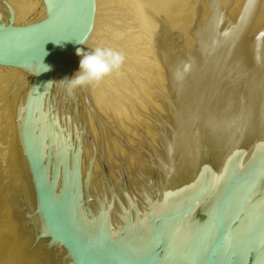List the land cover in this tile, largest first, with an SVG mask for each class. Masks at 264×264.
<instances>
[{
    "label": "rangeland",
    "instance_id": "374dc122",
    "mask_svg": "<svg viewBox=\"0 0 264 264\" xmlns=\"http://www.w3.org/2000/svg\"><path fill=\"white\" fill-rule=\"evenodd\" d=\"M150 1H152V0H149V1L148 0H146V1L145 0H96V5L98 7V10H100L99 14L102 16L101 17H99L100 15L98 16L97 30H96L97 34H95L92 42L87 45V46H89V48L84 47L82 49V52H88V51H91L92 49H94L96 47H102V48L110 49L112 51L120 53L123 57V60H122L120 66L118 68L114 69L113 71H111L110 73L105 75L99 81H93L87 85L77 87L73 90V92L71 94L67 93V90L63 91L65 85L61 84V82H60V87L57 89L58 90L57 94H55V96L53 95L54 98H56L57 100H59V102H61V104H63L62 101H64V103L69 104V106H71L72 104H73V107L77 105V107H75L76 108L75 111H74L75 108H73V109L71 108V110L74 111V112L73 111L70 112L71 118L73 120H74V118L76 120L80 117L81 119L79 118L78 121L81 120L80 121V123H81L82 121L86 120V119L82 120V116L85 114H87V115H85V117L83 116V118H89L88 120H90V122L95 120L94 121V123L96 122L95 125H93L92 123H89L88 120L84 122L86 124V126L84 123L83 124L81 123L86 128H88V129H86V131L88 130L86 132L88 134V136L90 134V137H87V134L85 135L87 138V139L85 138L86 140L84 141L85 147L83 144L82 145L83 148L81 149L82 154L85 157L82 156L83 158H81V160H83L85 158L84 159L85 162L89 163V161H90L89 164L91 165L90 166L88 163L86 165V164H83L85 162H82V164L87 167V169H86V167H84L82 165V167H83L82 172L85 170L84 175H85V177H87V180L90 179V177L93 175L91 177L92 181H89V185L92 182V184H91L92 187L90 185V187L88 186V188L90 189V192H92L93 191L92 189H94L93 187L95 185H97V186H95L94 193L95 192L100 193L102 190L108 189V180L112 179L111 186L113 187L114 191L111 188L110 199H108V194H100V196H96V197H98L96 200H95L96 197L93 199V203L96 204L97 201L105 199L106 202H110L111 205L116 210L118 208L115 204H114L115 206L113 205V202H114L112 200L113 196L115 193H120L121 198H123L124 193H125L124 186L126 185V183L127 184L129 183L131 185V187L134 189V191L136 192V195L134 194V196L137 199H135L134 202L136 201V203H138V204H136L137 206H135V205H133V206L138 207L140 205V209L142 211L145 210L144 208L147 206L146 204L148 203V201H150L152 199L153 196L151 197L149 195L146 197V199L144 196L148 195L150 192H152L149 189L150 188L153 189L155 183L157 185L158 182H156V181L162 180V182H163V179L165 180L164 169L163 168L158 169V167H157V161L159 160L160 157L162 158V156H163L165 159H168V158H171V156H175L177 153H179V155H180L182 153L181 151H183V148L185 147L186 144H188V146H190L189 147L190 152L192 154L195 153L196 144H195L194 140L191 138V137H193L192 136L193 134H191L192 131H190V133L188 132V134L184 135V133L186 131H188V129H190L191 121H193L189 117L194 116V115H191V114H190V116L187 115L184 119V116L181 117L182 116L181 114L184 115V111H185L184 108H189L188 105L189 106L193 105V103L197 100L196 96L199 95V93L202 91V90H200L198 92L199 89H202L201 88V85L203 84L202 81H204L205 79L204 80L201 79V81L199 79L204 78V77L206 78L205 75L208 71V70H206L207 69L206 66L207 67L209 66V64H210L209 60L211 62V55L210 54H211V50H212V48H210L208 46V44L210 43L209 45H211V39L213 38V36L221 34L220 32H222V30L226 31V32L223 31L222 34L223 33L227 34L230 32L228 29H230L233 32V33L232 32H230V33H232L234 35L233 39L236 38L238 40V42H237L236 40L232 39V43H233L234 48H233V51L231 52L232 54H230L231 56L229 55V57H230V59H232L233 57L234 58L231 60V62H229L230 64L228 63V61H230V59H228V61L225 62L226 64H228L227 67H226V64L225 65L221 64L224 67L220 65L221 67H223V69L225 67L228 68L227 69L228 74L225 71L226 68L224 70L226 73L221 71L222 68H219V67L217 68V70L220 71V73L218 72L220 74V75H218V78L221 79V80L218 79V81L219 80L222 81L224 79V77H226L227 75L229 76L228 78L226 77L227 82H226V78L224 81L227 83V85L223 81H222V83L219 81L218 83H220V84H218V85H220L221 88L224 85L223 88L224 89L226 88L229 91L231 88H232L231 90H233V91L235 88L236 89L235 92H241L243 90L242 93H240V94L237 93V95H236L237 98L239 97L238 100H240V101L244 98V100H242L243 102L245 100H247L246 95H250L249 94V92H250L249 88L250 87L248 88V86H245L246 84H244V83H246V82L244 81V83H243V81L242 80L240 81V79L236 80L237 84L235 82H233L234 77H231V74L233 73V76L237 77L238 74H241L243 76L244 74L249 73V72H246L247 71L246 69L248 68V71H250V69H251L250 67L252 66V63H251L250 59L249 60L247 59V58H251L249 55V51H246V50L244 51L245 48H243L240 45V40L242 41L241 38H243V37H245L246 39H249L248 37H250V35L252 36L250 39L254 40L255 36L253 37V35H255V33L258 32V33H256L257 34L256 38H255L256 41L257 42H262V41L264 42V36H263L264 33H261V32H264V30H262V31L259 30V29H264V28H262L264 25V22H263L264 21V18H263L264 17V13H263L264 9L260 6L262 9L259 10L260 7H259V5H257L256 10L257 9L258 10L255 11V13H252L251 15H249V16H252V18L249 16L247 17V15L252 12V9H251V11H249L250 5L248 6V4H247L248 2L250 3V0H243V1L242 0H239V1L238 0H215V1L211 0V2H209L210 0L209 1L208 0H173L174 2H172V0L170 2H169V0H165V3L163 2L164 0H159L162 3L163 7L165 5H167V6H165L166 8L164 7L165 9H163L161 7V11H163L164 13H162L160 11V5H159L160 2L159 1H157V0H155V1L153 0L152 2H150ZM6 2H7V5L9 4L8 7L10 6L9 7L10 11L14 10L13 15H14V12H16V13H18V17L19 16L23 17V19L20 17V20H18V22H17L18 25H16V26L26 25L29 23H35V22L40 21V18L42 15L41 13L43 12L42 9L45 5V2L43 0H41V1L40 0H37V1H35V0H15L14 2L16 4H14L13 0L11 2H10V0L9 1L6 0ZM8 2L13 3L14 5L11 6L12 4L10 5V3H8ZM36 2L37 3L40 2L37 4L38 6L36 5ZM145 3H146V5H145ZM237 3H239V4L241 3V4L237 5ZM130 4H132V5H130ZM149 4H151V6H153V4H155V6L158 5L159 8L154 7L153 9L156 8L154 10L155 11L154 12L153 9L151 8V6H149ZM163 4H165V5H163ZM258 4H260V3H258ZM16 5H17V7L19 6L20 8L19 7L17 8ZM135 5H137V6H135ZM14 6H15V9H12V8H14ZM41 6H42V8H41ZM147 6H149V8ZM238 6H240L239 9H238ZM242 7H243V9H241ZM246 7H248V8L246 9ZM16 8H17V10H16ZM136 8H137V10H135ZM128 9H130V10H128ZM149 9H151L152 12L148 13ZM156 10H158V11H156ZM235 10H237L235 13V15L237 14V17L239 15L242 16L244 14L245 17H247V18H245L244 16H242V17L239 16L237 18L235 15H233ZM243 10L244 11L246 10L245 12H247V15L245 12H243ZM141 11H143V12L141 13ZM260 11L262 12V14L260 13ZM21 13H23V14H21ZM138 13L141 15V17H139L140 15ZM154 13L159 17L162 15H164L163 17H165V16H167V17H165L166 19L164 20V22L162 21L164 19L162 17L159 19L161 21H159V20H156V18H159V17H157ZM256 13H257V15H256ZM142 14H143V16H142ZM158 14H161V15H158ZM121 15L123 16V18H121L122 17ZM213 15H214V17H213ZM144 16H146V17H144ZM255 16H256V18H255ZM137 17H139V18H137ZM219 17H221V18L223 17L224 19L222 20ZM232 17H234V18H232ZM101 18H102V20H101ZM146 18H147V21L145 20ZM242 18L243 19L245 18L244 20L247 21L248 24H246V22L243 23L244 20ZM234 19H236V21ZM237 19H238V21H237ZM239 19H240V21H239ZM15 20L16 19L11 20V21H7L6 23H4V26H13L11 23L15 22ZM154 20H156V23L158 21L162 22V23H159L160 24V26H159V25H157L158 23L157 24L154 23L155 22ZM224 20L226 21L227 26L229 25L228 27L225 26L226 24H225ZM231 20H233L232 22L233 23L235 22V24H233L231 22ZM221 21H224V23L222 22V25L220 24ZM227 21H230L231 24L227 23ZM249 21H250V26H249ZM166 22H168V23L166 24ZM258 22L260 23V25ZM216 23H218V24H216ZM261 23L263 25H261ZM243 24L246 25L245 31H243L244 30L243 27L245 26ZM151 25L153 26L151 28L153 31L156 29H157V31L159 29V31L158 32H156V31L151 32V29H150ZM236 25H238V26L241 25L242 29L240 26L238 29V26H236ZM170 26H171V28H170ZM219 26H221L220 27L221 29L219 28ZM224 26L227 29H225ZM247 26H249L248 27L249 29L247 28ZM159 27L161 28V30ZM215 27H216V29H215ZM222 28H224V29H222ZM236 28H237V30H236ZM169 30H170V32H169ZM215 30H217V32L218 31L219 32L217 33V32H215ZM239 30L241 32H239ZM203 31L204 32L206 31V32L204 33ZM208 32H209V34H208ZM154 33H156L157 36ZM160 33H161V35L163 34V36H161ZM242 33H244V34L247 33L248 34L247 37H246V35L245 36L242 35ZM260 33L262 34V36ZM110 34H111V36H110ZM115 34H117L118 36H116ZM212 34H213V36H211ZM239 34L242 35L243 37H241ZM205 35H207V37ZM237 35L240 36V40L238 39L239 36H237ZM208 37H210V38L208 39ZM160 38L163 40L166 38L167 39L164 41L163 40L161 41ZM258 38H260V39L258 40ZM115 39H116V41H115ZM99 41H100V43H99ZM157 41H160V42H157ZM208 41H210V42H208ZM206 42H207V44L204 45ZM235 43H236V45H235ZM237 43H239V44H237ZM91 44H93V45H91ZM237 46L239 49H243V50L236 49ZM160 49H162V50H160ZM237 50L240 51L239 54H238ZM209 52H210V54H209ZM241 52L244 54V56H243V54H241ZM234 53L236 55L238 54L239 56H242V57H239L238 55L236 56ZM170 54L173 55V57ZM78 57L79 56L77 55V59L75 58V61L77 60L76 64H74L75 63V61H74L72 63V68L70 66L69 70H68V72H70L72 76L78 70L79 59H80ZM202 58H204V59H202ZM238 58H239V60H238ZM240 58H243V59H240ZM168 59H172L173 61L172 60L167 61ZM178 60L181 64L178 62ZM187 60L189 62H191V61L192 62L188 63ZM243 60H244V62H242ZM245 60H247V65H246ZM201 61L202 62L204 61L203 64L204 63L205 64L203 65ZM233 61H234V63H232ZM249 61H250L251 65L248 64ZM198 62L199 63L201 62L200 63L201 65L198 64ZM171 63H172V65H176V69H179V71H181V72H179L178 70L175 71V69H173V67H171L172 66ZM188 64H189V66H188ZM237 64H240L242 66L239 65V69H238ZM193 65L195 67H191ZM232 65H235V67H237V71L235 68H233ZM203 66H205V68H206L205 70H203L204 69ZM245 66H247V68ZM184 67L186 69V73H185ZM240 67L245 68V69L243 68L245 73L243 72V69ZM70 68H71V70H70ZM72 69H73V71H72ZM187 69H189V70H187ZM232 69L233 70L235 69V70L233 71ZM171 70L174 71V73L179 72V74L177 73L178 75H176ZM240 70H242V72L244 74ZM197 71H198V73H197ZM230 71H231V73H229ZM187 72H189V73L191 72L189 74L190 76L187 75ZM221 72L223 73L224 77L222 76ZM70 73H69V75L67 74V76L69 78L72 77V76H70ZM170 73H173V75ZM183 73H185V75ZM165 74H166V76H165ZM241 75H240V77H241ZM67 76L65 78H68ZM167 76H169V78ZM219 76H221V77H219ZM230 77L233 79L231 80ZM238 77H239V75H238ZM1 78H4V79L2 80ZM1 78H0V80H1L0 85H2V83H3L2 81L7 79V78L2 77V76H1ZM194 79L196 81L193 84ZM6 81L9 82L10 78L7 79ZM11 81L13 82V80H11ZM231 81H232V84L234 83V85H236V86L238 85L239 88H236V87H234V85L230 84ZM7 82H4V83H6V85L4 84V85L0 86V264H46V259H45L44 253H43V249L41 247H37L34 244H22L20 246H15L6 237V233H5V232H11L13 220L22 218V212L32 214V226L35 228V232H37L39 229V225L37 224V220H36L35 210L31 206V204L29 203V189L26 185L24 160L21 158L20 145H19L20 144L19 135H22L21 134V124H24V122H26L25 119H27L23 115L21 110H22V108H23V110H27V109L30 110V106H31L30 104H31V97L32 96L28 94V98H27V96L25 97V95H27V94L24 95V92H23L24 90L21 87H20L21 89H19V87L15 88V89H17V90H15L16 91V95H15L14 88H12L13 84L11 85L10 82L9 83H7ZM13 83L15 84L16 82L14 81ZM167 83H169V84H167ZM200 83H201V85H199ZM242 83H243V87L245 88V90L247 89L246 92H245L244 88L242 87ZM18 85L19 84H17V86ZM164 86H165L166 90L164 89ZM166 86H168V87H166ZM202 86H204V85H202ZM227 86H229L230 89ZM220 87H219V89H220ZM11 88L13 91L12 93H11ZM161 88H163V89L161 90ZM241 88H242V90H241ZM18 89L20 91H22V94L20 92V95H17L19 93ZM60 89H62V91ZM237 89L239 91H237ZM61 92H64L65 95L62 93V98H60L61 99V101H60L59 97H61V95L59 96V94H61ZM25 93H29V90H28V92L26 91ZM66 95H67V97H66ZM87 95H88V97H87ZM189 95H191V96H189ZM244 95H245V97H243ZM19 96H20V98H19ZM22 96H24V98ZM56 96H58V98ZM240 96L242 99L240 98ZM63 97H65V98L63 99ZM69 97L72 98L71 100H73V101H70ZM86 97L88 100L90 97L91 100L86 101ZM194 97H196V98L194 99ZM26 98H27V102L29 101L28 104L26 102ZM66 98H67V100H66ZM20 99H23V100H20ZM70 102H71V104H70ZM72 102H74V103H72ZM243 102H242V105L246 106V104H247L246 101L244 103ZM90 103L92 106L88 105ZM217 103L219 104L221 102L219 101ZM25 105L26 106L29 105V107H26ZM24 107H25V109H24ZM79 107L83 108L84 110L79 109L80 111H82V113L77 114V112H80L78 110ZM84 112H86V113L83 114ZM28 113H29V111L27 112V114ZM73 113H75V115H72ZM105 113L108 115H106ZM79 114L82 116H80ZM244 115L241 117L242 120H244ZM72 116H74V117H72ZM72 119L69 118V120H67V118H66V123L69 121H72ZM188 119H190L191 121L188 122ZM184 120L187 122H185ZM181 122H182V125H181ZM87 123L89 126L87 125ZM243 123H244V121H243ZM90 124H92V126ZM184 124H185V126H184ZM188 124H190V125H188ZM241 124H242V121H240V125H238V128H240V129L237 128V130H239V132L238 131L237 132L234 131V132H236V134L239 133L237 135H239V136L241 135L240 137L242 138L243 134H244V129H245L244 124L245 123L242 124L244 127L241 126ZM93 126L96 128H94ZM186 126H188L189 128L188 127L186 128ZM70 127L71 126H68V128H70ZM90 127H93V129L91 128L93 131L89 129ZM202 128L203 127L201 126L200 129H202ZM94 131L96 133H94ZM195 132H196V130H195ZM195 132L193 131V133H195ZM93 133H94V135H92ZM89 138H92V140H90ZM105 139H107V142H108L107 143L108 146L106 145L107 147L104 145V142H106ZM87 141H89L90 143H87ZM91 141H96V142H91ZM183 141H185L183 143V144L186 143L185 145L182 144ZM187 142H189L190 144ZM17 143H19V144H17ZM102 143H103V145H102ZM166 143L168 145H165ZM98 144L101 146H99ZM89 145H91V146H89ZM98 146L102 149H100ZM156 146L158 147V149L159 148H161V149L157 151ZM166 146H168V147L166 148ZM86 147H88L87 151L91 152V154L89 152L86 153L87 152V151H85L87 149ZM90 147H92V148H90ZM180 147H182V148L180 149ZM89 148H90V150L91 149L92 150L90 151ZM93 148L96 150V152H95V150H93ZM222 148L223 147L219 145V147L216 148L215 150H217V151L223 150ZM98 149H100L101 151L99 150L100 151L99 152ZM177 149H179V151L181 150L180 151L181 153ZM161 150H162V152H161ZM93 151L96 154L92 153ZM83 152H85V154ZM153 152H154L155 157L152 155ZM157 152H160V154L159 153L157 154ZM218 152L223 153L221 151H218ZM161 153H162V156H160ZM99 154H101V155L99 156ZM87 155L88 156L91 155L90 156L91 160L89 159V157H87ZM62 156H64V155L61 154V157ZM109 156H110L111 160H109L110 159V158H108ZM68 157L70 158V156H67V160H69V162L71 163L72 159L70 160V159H68ZM99 157H101L102 159L101 158L99 159ZM86 158L88 159V161ZM154 158L158 159V160L155 161ZM96 160H97V162H96ZM132 160H134V161H132ZM151 160H153L155 162H153ZM58 161H60V160H58ZM130 161L132 164L130 163ZM129 164L132 165L131 171H130ZM142 165L144 166V168H140V167H143ZM62 166H61L62 172L60 174L58 173L59 175L57 174L58 180L60 183L64 177V169H62L63 168ZM94 166H96L97 168H95ZM126 166H128V167H126ZM57 168H58V165H57ZM93 168H95V171H96V172L94 171V173L92 172L94 170ZM128 168H129V170H128ZM154 168L157 169V175H156L155 179H152L153 174L155 173L153 170ZM91 169H93V170H91ZM86 170H87V172L89 171L88 174H87ZM90 170L92 172L91 176H90V173H91ZM139 170L141 172L138 175ZM142 170H144V171H142ZM145 170H146V172H145ZM128 171H129V173L131 172V174H129ZM159 171H161V173ZM141 173H143V174H141ZM144 173H146V174H144ZM136 177H137V180L134 181V179H136ZM158 177H161V179H158ZM154 181H155V183H153ZM130 209H132V208H130ZM94 211H95V207H94ZM119 220L120 219L118 218L117 221H119Z\"/></svg>",
    "mask_w": 264,
    "mask_h": 264
},
{
    "label": "water",
    "instance_id": "95a60500",
    "mask_svg": "<svg viewBox=\"0 0 264 264\" xmlns=\"http://www.w3.org/2000/svg\"><path fill=\"white\" fill-rule=\"evenodd\" d=\"M95 12L96 0H60L58 8L42 21L0 28V65L32 67L67 58L87 40ZM50 98L48 118L52 115ZM21 111L26 120L36 116L35 111ZM257 112L256 131L246 130L244 143L227 128L232 141H227L225 154L205 146L195 176L186 183H178L177 175L172 174L174 189L159 190L158 183L154 185L152 200L164 204L163 211L151 213L146 206L143 217L139 205L133 214L130 207L138 204L134 202L136 192L126 183L123 198L120 193L113 196L122 214L116 233L106 226L104 199L97 201L93 215L88 209L90 218L83 216L89 199L100 194H108L110 199L112 179L108 189L90 193L89 183L83 185L78 157L73 168L67 159L64 165L60 159L55 173L60 174L63 165L64 185L59 191L54 189L44 174L39 138L30 123L23 121L20 154L39 229L35 232L32 226V214L22 212V218L13 220L11 232H5L6 237L15 246L41 247L46 264H264V217L255 220L250 209L245 231L238 232L246 201L256 200L264 213V99L263 110ZM153 170L155 179L157 169ZM188 172L190 169L184 173ZM72 179H76L74 185ZM181 220H186L184 235H193L191 248L174 253L172 228H178Z\"/></svg>",
    "mask_w": 264,
    "mask_h": 264
},
{
    "label": "bare ground",
    "instance_id": "6f19581e",
    "mask_svg": "<svg viewBox=\"0 0 264 264\" xmlns=\"http://www.w3.org/2000/svg\"><path fill=\"white\" fill-rule=\"evenodd\" d=\"M7 1H9V0H7ZM12 0H10V2H11ZM15 0H13V2H14ZM35 1H37V0H35ZM41 1V0H40ZM44 2H45V5H44V7H43V12L41 13L42 15H41V18H40V21H42V20H44V19H46V18H48V17H50V15H52V13L58 8V6H59V1L60 0H43ZM146 1V0H145ZM149 1V0H148ZM153 1V0H152ZM152 1H150V2H152ZM155 1V0H154ZM157 1H159V0H157ZM171 0H169V2H170ZM209 1V0H208ZM215 1V0H214ZM213 1V2H214ZM239 1V0H238ZM243 1V0H242ZM10 2H8V3H10ZM160 2V1H159ZM164 3H165V0L163 1ZM172 2H174L173 0H172ZM171 2V3H172ZM209 2H211V0L209 1ZM212 2V3H213ZM38 3H40V2H38ZM37 2H36V5L38 4ZM129 3V2H128ZM143 3V2H142ZM141 3V4H142ZM158 3V2H157ZM242 3V2H241ZM240 3V4H241ZM258 3H260V4H258ZM12 4V5H11ZM14 4H16L15 2H14ZM13 3H10V5L11 6H13L14 5ZM144 4V3H143ZM239 3H237V5H240ZM248 4V6L250 7L248 10L249 11H251V9H252V12L250 13V14H248L247 15V12H245L244 10H243V12H245L246 13V15H247V17L249 16V15H251L252 13H255V11H257L256 10V8H257V5H259V7L261 6L263 9H264V0H250V3L248 2L247 3ZM9 5V4H8ZM8 5H7V2H6V0H0V28H3V27H10V26H4V23H6L7 21H11V20H14V19H16L15 20V22H13V23H11L13 26H16V25H18V20H20V17L21 16H19L18 17V13H16V12H14V15H13V11L14 10H12V11H10V6L8 7ZM41 5V4H40ZM130 5H132V4H130ZM145 5H146V3H145ZM144 5V6H145ZM160 11H161V7L163 8V9H165L166 7L165 6H167V5H165V4H163V5H165L164 7L162 6V3L160 2ZM38 6V5H37ZM101 6V5H100ZM135 6H137V5H135ZM149 6H151V4H149ZM149 6H147L148 8H149ZM16 7H17V5H16ZM19 7V6H18ZM17 7V8H18ZM40 7V6H39ZM154 7H156V8H159V6L157 5V6H155V4H153V6H151V8L153 9ZM239 7L240 6H238V9H239ZM245 7V6H244ZM260 7V9L259 10H261L262 8ZM17 8H16V10H17ZM20 8V7H19ZM41 8H42V6H41ZM128 8V7H127ZM145 8V7H144ZM155 8V9H156ZM248 7H246V9H247ZM12 9H15V6H14V8H12ZM101 9V8H100ZM155 9H153V11L155 10ZM162 9V10H163ZM241 9H243V7L241 8ZM240 9V10H241ZM245 9V8H244ZM19 10V9H18ZM128 10H130V9H128ZM135 10H137V8L135 9ZM143 10V9H142ZM247 10V11H248ZM22 11V10H21ZM100 10H98V7H97V5H96V12H95V19H94V25H93V28H92V31H91V33L89 34V36H88V38H87V40L85 41V43L82 45V46H80L79 48L82 50L84 47H88L89 48V46H87L89 43H91L92 42V40L94 39V36H95V34H97L96 33V30H97V20H98V16L100 15L99 12ZM139 11V10H138ZM156 11H158V10H156ZM159 11V12H160ZM236 11L237 10H235V12H234V14L233 15H235V13H236ZM239 11V10H238ZM263 11V10H262ZM18 12V11H17ZM20 12V11H19ZM129 12V11H128ZM143 11H141V13H142ZM150 12H152V10L151 9H149V11H148V13H150ZM155 12V11H154ZM158 12V13H159ZM162 13H164L163 11H161ZM167 12V11H166ZM165 12V13H166ZM125 13V12H124ZM123 13V14H124ZM170 13V12H169ZM238 13V12H237ZM240 13V12H239ZM249 13V12H248ZM260 13L262 14V12L260 11ZM259 13V14H260ZM263 13H264V11H263ZM21 14H23V13H21ZM26 14V13H25ZM24 14V15H25ZM127 14V13H126ZM139 14V13H138ZM155 14V13H154ZM153 14V15H154ZM214 14V13H213ZM243 14V13H242ZM27 15V14H26ZM128 15V14H127ZM140 15V14H139ZM138 15V16H139ZM145 15V14H144ZM148 15V14H147ZM156 15V14H155ZM158 15H161V14H158ZM166 15V14H165ZM168 15V14H167ZM219 15V14H218ZM217 15V16H218ZM255 15V14H254ZM256 15H257V13H256ZM23 16V15H22ZM102 15H100L99 17H101ZM122 16V15H121ZM142 16H143V14H142ZM157 16V15H156ZM164 15H162V16H157V17H159V18H156V20H159L161 17L162 18H164L162 21L164 22V20L166 19L165 17H167V16H165V17H163ZM211 16V15H210ZM209 16V17H210ZM216 16V17H217ZM236 17H237V14L235 15ZM234 16V17H235ZM240 16V15H239ZM238 16V17H239ZM242 16H244L245 17V15L243 14ZM242 16H240V17H242ZM116 17V16H115ZM139 17H141V15L139 16ZM139 17H137V18H139ZM144 17H146V16H144ZM154 17V16H153ZM213 17H214V15H213ZM215 17V18H216ZM234 17H232V18H234ZM237 17V18H238ZM247 17H245V18H247ZM249 17H251L252 18V16H249ZM19 18V19H18ZM22 19H23V17H21ZM121 18H123V16L121 17ZM151 18V17H150ZM149 18V19H150ZM219 18H221V17H219ZM244 18V19H245ZM254 18V17H253ZM255 18H256V16H255ZM264 18V17H263ZM222 20L224 19L223 17L221 18ZM220 19V20H221ZM243 19V18H242ZM243 19V20H244ZM249 19V18H248ZM101 20H102V18H101ZM112 20V19H111ZM120 20V19H119ZM138 20V19H137ZM146 21H147V18L145 19ZM156 20H154L153 22L154 23H156ZM168 20V19H167ZM166 20V21H167ZM219 20V19H218ZM228 20V19H227ZM235 21H236V19H234ZM242 20V21H243ZM247 20V19H246ZM150 21V20H149ZM159 21H161V20H159ZM157 22L156 24L157 25H159L160 26V24L159 23H162V22ZM169 21V20H168ZM225 21V20H224ZM224 21H221V25H222V22L224 23ZM233 20H231V22H232ZM237 21H238V19H237ZM239 21H240V19H239ZM241 21V22H242ZM251 21V20H250ZM250 21H249V26H250ZM256 21V20H255ZM262 21V20H261ZM39 22V21H38ZM111 22V21H110ZM240 22V23H241ZM246 22V24H248L247 23V21H245L244 20V22L243 23H245ZM252 22V21H251ZM264 22V21H263ZM36 23V22H35ZM148 23V22H147ZM168 22H166V24H167ZM219 23V22H218ZM218 23H216V24H218ZM227 23H230V21H227ZM233 23V22H232ZM237 23V22H236ZM259 23V22H258ZM113 24V23H112ZM164 24V23H163ZM225 24H226V21H225ZM231 24V23H230ZM233 24H235V22L233 23ZM238 24V23H237ZM101 25V24H100ZM243 25H245V24H243ZM259 25H260V23H259ZM261 25H263L262 23H261ZM99 26V25H98ZM116 26V25H115ZM150 26V25H149ZM148 26V27H149ZM217 26V25H216ZM225 26H227V24L225 25ZM224 26V27H225ZM229 26V25H228ZM227 26V27H228ZM236 26H238V25H236ZM240 27H241V25H239ZM239 26H238V29H239ZM249 26H247V28L249 27ZM258 26V25H257ZM117 27V26H116ZM147 27V28H148ZM153 26L151 25V27H150V29L152 28ZM212 27V26H211ZM221 26H219V28H220ZM245 27H246V25L243 27L244 28V30L243 31H245ZM259 27V26H258ZM262 27V26H261ZM260 27V28H261ZM121 28V27H120ZM158 28V27H157ZM160 28V27H159ZM170 28H171V26H170ZM218 28V27H217ZM218 28V29H219ZM251 28V27H250ZM262 28H264V25H263V27ZM154 29V28H153ZM212 29V28H211ZM215 29H216V27H215ZM221 29V28H220ZM222 29H224V28H222ZM225 29H227L226 27H225ZM241 29H242V27H241ZM240 29V30H241ZM249 29V28H248ZM101 30V29H100ZM121 30V29H120ZM160 30H161V28H160ZM210 30V29H209ZM230 32H232L230 29H228ZM236 30H237V28H236ZM239 30V32H241ZM257 30V29H256ZM260 31H262V30H264V29H259ZM146 31V30H145ZM153 30L151 29V32H152ZM154 31H156V32H158L159 31V29H158V31H157V29L156 30H154ZM153 31V32H154ZM165 31V30H164ZM224 30H222V32H223ZM249 31V30H248ZM252 31V30H251ZM258 31V30H257ZM259 31V32H260ZM100 32V31H99ZM118 32V31H117ZM120 32V31H119ZM149 32V31H148ZM169 32H170V30H169ZM204 32V31H203ZM206 32V31H205ZM204 32V33H205ZM215 32H217V30H215ZM219 32V31H218ZM217 32V33H218ZM222 32H220L221 34H222ZM224 32H226V31H224ZM227 33V34H219V35H216V36H213V34L211 35V36H213V38L211 39V45H209L208 44V46L210 47V48H212V50H211V54H210V52H209V54L211 55V62H210V60H209V66L207 67L206 66V68H205V66H203V70H208L207 71V73H206V78L204 77V78H198L200 81H201V79H205L204 81H202L203 82V84L202 85H204V86H202L201 85V83L199 84V85H201V88L202 89H199L198 90V92L200 91V90H202L200 93H199V95H195L196 97H194V99L196 98L197 100L193 103V105H191V106H189L188 105V107L189 108H184V115L183 114H181L182 116L181 117H183L184 116V119H185V117L187 116V115H189L190 116V114L191 115H194V116H190L189 118H191L193 121H191L190 119H188V122H190L191 121V126H190V129H188V131H186L185 133H184V135H186V134H188V132L190 133V131H192L191 132V134H193L192 136L194 137H191L193 140H194V142H195V144H196V149H195V153L194 154H192L191 152H190V149H189V147L190 146H188V144H183L185 141H183L182 142V144L183 145H185V147L183 148V151H179V149H177L181 154L179 155V153H177L175 156H171V158H168V159H165L163 156H162V153H161V155L160 156H162V158L160 157L159 158V160L158 159H155V161L156 160H158L157 161V167H158V169H160V168H163L164 169V176H165V180L163 179V182H162V180H158V181H156V182H158V186H159V190H163V189H165V188H167L168 186H170V189H174V185L176 184V182H175V179L174 178H177L178 179V183H180V182H182V183H186L187 181H188V179H190L192 176H195V174L196 173H194V171H195V167H197L196 165H197V163H198V161H199V157H200V153L201 152H203V148L206 146V148L207 149H209V147H210V149L212 150V151H217V150H215L216 148H218L219 147V145L220 146H222L223 148V150H218V151H221V152H223V154H225L226 153V151H227V147H228V144H227V141H229L230 143H231V141H232V139H229L228 138V134H227V128H229L230 129V131H238L239 132V130H237V128H238V125H240V121H242V124H244L245 126H248L249 127V125L250 126H252V127H250V128H248L247 127V129H246V127H245V130H244V134H243V137L241 138V142H240V144L241 143H244L245 141H244V137L245 136H247L248 135V131H250V132H254V131H256V126L258 125V122H259V114H258V112L257 111H261V110H263V99H264V42L262 43V42H257L256 41V33H258V32H256L255 33V35H253V37L255 36V38H254V40H251L250 38L252 37L251 35H250V37H248L249 39H246L245 37H243L242 35H246V37H247V33L246 34H244V33H242V35H240L241 37H243V38H241L242 39V41L240 40V36L239 35H237V36H239L238 37V39L240 40V45L243 47V48H245L244 49V51L246 50V51H249V55H250V57L251 58H247L248 60L250 59L251 60V63H252V66L250 67L251 69H250V71H248V68H247V66H245L247 69V71L246 72H249V73H246V74H244L245 72H244V69L242 68V67H240V68H242L243 69V72H242V70H240L244 75L242 76L241 74H238L239 75V77H238V75H237V77H235V76H233V73L231 74V77H234V79L233 78H231V80L233 79V82H235L236 83V80L237 79H240V81L242 80L243 81V83H244V81L246 82V83H244V84H246L245 86H248V88H249V94L250 95H246L247 97H246V99L247 100H245L246 101V106L245 105H242V102L240 101V100H238V98H237V93H242L243 92V90H242V88H241V92H235L236 91V89L234 88V91L233 90H231L230 89V87L229 86H227V87H229V89H230V91L229 90H227L226 88L224 89L223 87H224V85L222 86V88L220 87V85H218V84H220V83H218L221 79L220 78H218V75H220L219 73H220V71H218L217 70V68L219 67V68H222L221 69V71L222 72H224V73H226L227 72V69L228 68H226L227 67V65L228 64H226L225 62H227L228 61V59H230V57H229V55L230 54H232L231 52L233 51V43H232V39H233V37H234V35L232 34V33ZM112 33V32H111ZM114 33V32H113ZM150 33V32H149ZM148 33V34H149ZM214 33V32H213ZM238 33V32H237ZM254 33V32H253ZM261 33H264V32H261ZM260 33V34H261ZM154 34H156V33H154ZM200 34V33H199ZM207 34V33H206ZM208 34H209V32H208ZM215 34V33H214ZM116 36H118L117 34H115ZM160 35H161V33H160ZM202 35V34H201ZM110 36H111V34H110ZM115 36V37H116ZM150 36V35H149ZM156 36H157V34H156ZM161 36H163V34L161 35ZM169 36V35H168ZM203 36V35H202ZM206 37H207V35H205ZM210 36V35H209ZM261 36H262V34H261ZM260 36V37H261ZM264 36V35H263ZM166 37V36H165ZM99 38V37H98ZM159 38V37H158ZM164 38V37H163ZM205 38V37H204ZM210 37H208V39H209ZM117 39V38H116ZM116 39H115V41H116ZM167 39V38H166ZM166 39H164V40H166ZM253 39V38H252ZM260 38H258V40H259ZM160 40L162 41L163 39H161L160 38ZM163 40V41H164ZM207 40V39H206ZM233 40H236L237 42H238V40L236 39V38H234ZM263 40V39H262ZM112 41V40H111ZM261 41V40H260ZM94 42V41H93ZM119 42V41H118ZM157 42H160V41H157ZM208 42H210V41H208ZM234 42V41H233ZM99 43H100V41H99ZM94 44V43H93ZM93 44H91V45H93ZM158 44V43H157ZM160 44V43H159ZM207 44V42L204 44V45H206ZM237 44H239V43H237ZM111 45V44H110ZM113 45V44H112ZM235 45H236V43H235ZM168 46V45H167ZM171 46V45H170ZM212 46V47H211ZM92 48V47H91ZM236 48V47H235ZM206 49V48H205ZM236 49H239L238 48V46H237V48ZM86 50V49H85ZM84 50V51H85ZM160 50H162V49H160ZM239 50H243V49H239ZM239 50H237V52H238V54H239ZM165 51V50H164ZM204 53V52H203ZM246 53V52H245ZM165 54V53H164ZM168 54V53H167ZM206 54V53H205ZM235 54V53H234ZM233 54V55H234ZM237 54V55H238ZM241 54H243L242 52H241ZM171 55V54H170ZM179 55V54H178ZM236 55V54H235ZM234 55V56H235ZM236 55V56H237ZM246 55V54H245ZM168 56V55H167ZM172 57H173V55H171ZM231 56V55H230ZM239 56V55H238ZM243 56H244V54H243ZM239 57H242V56H239ZM75 58L77 59V54H76V51L75 52H73L70 56H68L67 58H64V59H62V60H60V61H57V62H54V63H51V64H49V65H38V66H32V67H22V68H16V67H8V66H1L0 65V78H1V76L2 77H5V78H7V79H9L10 78V81L11 80H13V82L15 81L17 84H19L18 86H17V84L15 83H13L12 81L10 82L11 83V85L13 84V86H12V88H14V93H15V95H16V91L15 90H17V89H15L16 87H19V89H21V88H23V92H24V95L25 94H27V95H25V97L27 96V98H28V94L29 95H31L30 97H31V106H30V110L29 109H27L29 112H31V111H35L36 112V116L35 117H33L32 119H29L28 118V120H26V121H28L29 123H30V125L33 127V129H34V131H35V134L38 136V138H39V144H38V149H39V154H40V159H42L43 161H42V164L44 165V167H43V169H44V174H46V178H47V181L48 182H50L51 183V185L53 186V188L55 189H59V187H61V189H63V185H64V177H63V180L61 181V183L59 182V180H58V171H57V173H55L56 172V170H57V165H58V160H60V159H62L63 160V165H64V163H67V160H65V159H67V154H70L69 156H70V158L68 157V159H72V162L70 163V164H72V168H73V161L78 157V159H79V163L81 164V179L83 180V185H85V183H89V181H92V172L94 173V171H95V168H97L96 166H94L95 168H93V169H91V170H93L92 172H91V170H90V179H88L87 180V177H85V175H84V171L82 172V165L83 164H86L87 165V163L85 162V158L83 159V160H81V158H83V157H85V156H83V154H82V151H81V149L83 148V144H84V141L87 139L86 138V132L88 131H86V129H88V128H86L85 126H86V124L84 123L85 121H87L89 118H83V116L85 117V115H87V114H85L86 112H84L83 114H85V115H80V116H82V120H84V119H86L85 121H82L81 123L83 124H85V126L84 125H82L81 123H80V121L81 120H79L78 121V119L80 118H78V119H76L75 120V118H74V120L71 118V111H73V110H71V108L73 109V108H75V107H77V105L76 106H74L73 107V104L71 105V106H69V104H66V103H64V101H62V103L63 104H61V102H59V100H57L56 98H54V96H55V94H57V92H58V88L60 87V81L61 80H64V79H66L65 77L67 76V74L69 75V73L70 72H68V70H69V67L71 66V68H72V63L75 61ZM78 58H80V57H78ZM232 58V57H231ZM234 58V57H233ZM232 58V59H233ZM245 58V57H244ZM177 59V58H176ZM175 59V60H176ZM202 59H204V58H202ZM232 59H230V61H228V63L229 62H231V60ZM240 59H243V58H240ZM246 59V58H245ZM169 60H172V59H168L167 61H169ZM185 60V59H184ZM236 60V59H235ZM238 60H239V58H238ZM173 61V60H172ZM188 61V60H187ZM195 61V60H194ZM241 61V60H240ZM246 61V65H247V60H245ZM76 62H77V60L75 61V63L74 64H76ZM176 62V61H175ZM178 62H179V60H178ZM177 62V63H178ZM185 62V61H184ZM192 62V61H191ZM191 62H189L188 61V63H191ZM202 62V61H201ZM200 62V63H201ZM204 62V61H203ZM203 62H202V64H203ZM239 62V61H238ZM237 62V63H238ZM242 62H244V60L242 61ZM241 62V63H242ZM170 63V62H169ZM180 63V62H179ZM196 63V62H195ZM199 62H198V64H200ZM208 63V62H207ZM232 63H234V61L232 62ZM240 63V64H241ZM174 64V63H173ZM181 64V63H180ZM205 64V63H204ZM203 64V65H204ZM221 64H223V65H225L226 64V70H225V68L223 69V65H221ZM230 64V63H229ZM240 64H237L238 65V69H239V65ZM243 64V63H242ZM248 64H250V61H249V63ZM171 65H172V63H171ZM191 65V64H190ZM196 65V64H195ZM201 65V64H200ZM223 66V67H221V66ZM236 65V66H237ZM251 65V64H250ZM46 66H48V68H47V70H46ZM184 66V65H183ZM187 66V65H186ZM185 66V67H186ZM188 66H189V64H188ZM199 66V65H198ZM233 66V68H235L236 69V71H237V67H235V65H232ZM240 66H242V65H240ZM244 66V65H243ZM249 66V65H248ZM171 67H173V69H175V71L176 70H178L179 71V69H176V65H172ZM170 67V68H171ZM175 67V68H174ZM178 67V66H177ZM181 67V66H180ZM185 67H184V69H185ZM191 67H195L194 65L193 66H191ZM231 67V66H230ZM71 68H70V70H71ZM232 68V67H231ZM168 69V68H167ZM190 69V68H189ZM189 69H187V70H189ZM234 69V70H235ZM220 70V69H219ZM226 72H225V71ZM230 70V69H229ZM233 70V69H232ZM233 70V71H234ZM72 71H73V69H72ZM172 71V70H171ZM193 71V70H192ZM201 71V70H200ZM173 73H174V71H172ZM179 72H181V71H179ZM179 72H177L178 74H179ZM195 72V71H194ZM219 72V73H218ZM221 72V74H222V76L224 77V75H223V73ZM239 72V71H238ZM73 73V72H72ZM168 73V72H167ZM173 73H170V74H172L173 75ZM176 72L174 73V74H176V75H178ZM185 73H186V69H185ZM185 73H183L184 75H185ZM191 73V72H190ZM189 72H187V75H189L190 74ZM197 73H198V71H197ZM229 73H231V71L229 72ZM236 73V72H235ZM164 74V73H163ZM169 74V73H168ZM194 74V73H193ZM227 74H228V72H227ZM196 75V74H195ZM226 75V74H225ZM240 75H241V77H240ZM70 76H72L71 75V73H70ZM165 76H166V74H165ZM182 76V75H181ZM190 76V75H189ZM192 76V75H191ZM68 77V76H67ZM168 78H169V76H167ZM196 77V76H195ZM219 77H221V76H219ZM227 78L229 77L228 75L226 76ZM226 77H224V79L222 80L223 82L225 81V78ZM50 80H49V79ZM64 78V79H63ZM69 78V77H68ZM171 78V77H170ZM191 78V77H190ZM227 78H226V82H227ZM2 80L4 79V78H1ZM7 79H5L4 81H2L3 83H2V85H6V83H4V82H7L6 80ZM179 79V78H178ZM192 79V78H191ZM196 79V78H195ZM194 79V82H193V84L195 83V81L197 80H195ZM218 79H220L219 81H218ZM177 80V79H176ZM49 81H52L51 83H48ZM169 81V80H168ZM175 81V80H174ZM222 81H220L221 83H222ZM239 81V80H238ZM237 81V82H238ZM239 81V82H240ZM0 82H1V80H0ZM9 82H7V83H9ZM170 82V81H169ZM198 82V81H197ZM226 82H224V83H226ZM179 83V82H178ZM241 83V82H240ZM243 83H242V87H243ZM61 84H63V83H61ZM167 84H169V83H167ZM174 84V83H173ZM177 84V83H176ZM230 84H232V81L230 82ZM237 84V83H236ZM2 85H0V86H2ZM9 85V84H8ZM180 85V84H179ZM196 85V84H195ZM222 85V84H221ZM226 85H227V83H226ZM232 85H234V83L232 84ZM231 85V86H232ZM241 85V84H240ZM15 86V87H14ZM64 86V85H63ZM170 86V85H169ZM178 86V85H177ZM192 86V85H191ZM197 86V85H196ZM238 86V85H237ZM236 85H234V87H236V88H239V86L237 87ZM21 87V88H20ZM166 87H168V86H166ZM219 87H220V89H219ZM226 87V86H225ZM241 87V86H240ZM12 88H11V93L13 92L12 91ZM66 87L64 86V90L63 91H65L66 89H65ZM191 88V87H190ZM193 88V87H192ZM198 88V87H197ZM200 88V87H199ZM244 88V87H243ZM18 89V90H19ZM163 88H161V90H162ZM164 89H165V86H164ZM176 89V88H175ZM194 89V88H193ZM28 92V90H29V93H25L26 91ZM61 91H62V89H60ZM166 90V89H165ZM244 90H245V88H244ZM247 90V89H246ZM246 90H245V92H246ZM192 91V90H191ZM237 91H239L238 89H237ZM7 92V91H6ZM20 92H21V94H22V91H20L19 90V93L17 94V95H20ZM177 92V91H176ZM175 92V93H176ZM244 92V93H245ZM62 93L64 94V92H61V94H59V96L61 95V97H59V99L60 98H62ZM67 93H68V91H67ZM196 93V92H195ZM194 93V94H195ZM236 93V94H235ZM10 95V94H9ZM14 95V94H13ZM54 95V96H53ZM65 95V94H64ZM5 96V95H4ZM48 96H50V97H52V98H50L51 100L49 101L50 102V104H51V109H52V115H51V117L50 118H48V112H49V109H48V106H49V104L47 105V101H48ZM189 96H191V95H189ZM193 96V95H192ZM242 96V95H241ZM23 98H24V96H22ZM21 97V98H22ZM57 98H58V96H56ZM66 97H67V95H66ZM87 97H88V95H87ZM87 97H86V101H89V100H91L90 99V97H89V100L87 99ZM243 97H245V95L243 96ZM19 98H20V96H19ZM27 98H26V102H27ZM65 97H63V99H64ZM186 98V97H185ZM62 99V100H63ZM69 99H70V101H73V100H71L72 98H70L69 97ZM187 99V98H186ZM220 99V100H219ZM9 100V99H8ZM11 100V99H10ZM20 100H23V99H20ZM30 100V99H29ZM66 100H67V98H66ZM193 100V99H192ZM221 102V103H217V102H219V101ZM243 100H244V98H243ZM60 101H61V99H60ZM69 101V100H68ZM77 101V100H76ZM194 101V100H193ZM244 101V102H245ZM10 102V101H9ZM21 102V101H20ZM29 102V101H28ZM28 102H27V104H28ZM67 102V101H66ZM78 102V101H77ZM76 102V103H77ZM189 102V101H188ZM243 102V103H244ZM72 103H74V102H72ZM192 103V102H191ZM12 104V103H11ZM19 104V103H18ZM70 104H71V102H70ZM190 104V103H189ZM15 105V104H14ZM88 105H91V103L90 104H88ZM185 105V104H184ZM26 106V105H25ZM81 106V105H80ZM92 106V105H91ZM90 106V107H91ZM218 106V107H217ZM245 106V107H244ZM26 107H29V105L28 106H26ZM82 107V106H81ZM88 107V106H87ZM3 109V108H2ZM24 109H25V107H24ZM79 109H82V110H84L83 108H78V110ZM76 110V108L74 109V111ZM257 110V111H256ZM73 111V112H74ZM80 111V110H79ZM77 112V111H76ZM78 113H82V111H80V112H77V114ZM30 114V113H29ZM104 114V113H103ZM106 114V113H105ZM245 114V115H244ZM72 115H75V113H73ZM78 115V116H79ZM106 115H108V114H106ZM244 115V120H242L241 119V117ZM28 117V116H27ZM72 117H74V116H72ZM76 117V116H75ZM87 117V116H86ZM110 117V116H109ZM193 117V118H192ZM66 118H67V120H69V118L70 119H72V121H69V122H67L66 123ZM188 118V117H187ZM195 118V119H194ZM81 119V118H80ZM182 119V118H181ZM24 120V121H25ZM92 120V119H91ZM183 120V119H182ZM94 121L95 120H93V121H91L90 122V120H88V122L89 123H92L93 125H95V123H94ZM185 121V120H184ZM243 121H244V123H243ZM185 122H187V121H185ZM212 122H214L215 124H213ZM92 124H90L91 126H92ZM241 124V126H243ZM87 125H88V123H87ZM181 125H182V122H181ZM188 125H190V124H188ZM228 125V127H226ZM68 126H71L70 128H68ZM89 126V125H88ZM184 126H185V124H184ZM203 127L202 129H200V127ZM230 126V127H229ZM94 127V126H93ZM93 127H90L89 129L90 130H92L93 129ZM188 126H186V128H187ZM198 127V128H197ZM240 127V126H239ZM244 127V126H243ZM92 128V129H91ZM94 128H96V127H94ZM189 128V127H188ZM236 129V130H235ZM238 129H240V128H238ZM242 129V128H241ZM244 129V128H243ZM184 130V129H183ZM195 130H196V132H195ZM246 130H247V132H246ZM93 131V130H92ZM193 131L195 132V133H193ZM236 132H234L235 134H236ZM241 132V131H240ZM90 133V132H89ZM92 133V132H91ZM94 133H96L95 131H94ZM94 133L92 134V135H94ZM237 134H239V133H237ZM236 134V135H237ZM253 133H251V135H252ZM90 135V134H89ZM110 135V134H109ZM174 135V134H173ZM190 135V134H189ZM188 135V136H189ZM195 135V136H194ZM87 136H88V134H87ZM187 136V137H188ZM238 136V138L240 137L239 135H237ZM89 137V136H88ZM93 137V136H92ZM95 137V136H94ZM111 137V136H110ZM86 138V139H85ZM97 138V137H96ZM107 138V137H106ZM177 138V137H176ZM19 139V138H18ZM17 139V140H18ZM82 139V144H81V142H80V140ZM84 139V140H83ZM90 140H92V138H89ZM95 139V138H94ZM111 139V138H110ZM98 140V139H97ZM96 140V141H97ZM106 140V142H104V145L106 146L107 145V139H105ZM104 140V141H105ZM189 140V139H188ZM191 140V139H190ZM96 141H91V142H96ZM103 141V140H102ZM101 141V142H102ZM19 142H20V139H19ZM179 142V141H178ZM192 142V141H191ZM87 143H90L89 141H87ZM187 143H189V142H187ZM238 143V142H237ZM246 143H247V141H246ZM17 144H19V143H17ZM100 144V143H99ZM98 144V145H99ZM178 144V143H177ZM190 144V143H189ZM239 143H238V146L240 145ZM20 145V144H19ZM95 145V144H94ZM93 145V146H94ZM102 145H103V143H102ZM159 145V144H158ZM165 145H168L167 143L165 144ZM88 146V145H87ZM89 146H91V145H89ZM99 146H101V145H99ZM98 146V147H99ZM108 146V145H107ZM106 146V147H107ZM160 146V145H159ZM84 147H85V144H84ZM157 147V146H156ZM155 147V148H156ZM161 147V146H160ZM168 146H166V148H167ZM87 149L85 150V151H87L88 150V147H86ZM90 148H92V147H90ZM90 148H89V150H90ZM100 148V147H99ZM182 147H180V149H181ZM188 148V149H187ZM85 149V148H84ZM100 149H102V148H100ZM100 149H98V151L100 150ZM161 148H159L158 149V147H157V151L158 150H160ZM92 150V149H91ZM90 150V151H91ZM93 150H95L94 148H93ZM154 150V149H153ZM165 150V149H164ZM169 150V149H168ZM60 151V152H59ZM101 151V150H100ZM99 151V152H100ZM59 152V153H58ZM89 151H87L86 153H88ZM95 152H96V150H95ZM94 151L92 152V153H95ZM161 152H162V150H161ZM62 155H64V156H62L61 157V154ZM84 154H85V152H83ZM90 154H91V152H89ZM160 154V152H157V154ZM187 155H186V154ZM82 154V155H81ZM96 154V153H95ZM101 154H99V156H100ZM152 155L155 157V155H154V152L152 153ZM83 156V157H82ZM90 156L91 155H87V157H89V159L91 160V158H90ZM121 156V155H120ZM123 156V155H122ZM139 157V156H138ZM159 157V156H158ZM166 157V156H165ZM170 157V156H169ZM101 157H99V159H100ZM104 158V157H103ZM108 158H110V156L108 157ZM87 159V158H86ZM102 159V158H101ZM113 159V158H112ZM140 159V158H139ZM94 160V159H93ZM109 160H111V158L109 159ZM69 161V160H68ZM81 161V162H80ZM87 161H88V159H87ZM132 161H134V160H132ZM140 161V160H139ZM151 161H153V160H151ZM155 161H153V162H155ZM82 162H85V163H83L82 164ZM96 162H97V160H96ZM141 162V161H140ZM89 163H90V161H89ZM88 163V164H89ZM95 163V162H94ZM130 163H131V161H130ZM93 164V163H92ZM132 164V163H131ZM131 164H129V167H130V171H131ZM142 164V163H141ZM90 165V164H89ZM95 165V164H94ZM84 167H86L85 165H83ZM91 166V165H90ZM119 166V165H118ZM141 166V165H140ZM143 166V165H142ZM126 167H128V166H126ZM125 167V168H126ZM119 168V167H118ZM140 168H144V166L143 167H140ZM139 168V169H140ZM86 169H87V167H86ZM190 169V172H188V173H184L186 170H189ZM128 170H129V168H128ZM142 171H144V170H142ZM69 172V171H68ZM86 172H87V170H86ZM89 172V171H88ZM88 172H87V174H88ZM96 172V171H95ZM136 172V171H135ZM138 172V171H137ZM140 170H139V172H138V175L140 174ZM145 172H146V170H145ZM160 173H161V171H159ZM128 173H129V171H128ZM58 174V175H57ZM129 174H131V172L129 173ZM141 174H143V173H141ZM144 174H146V173H144ZM172 174L173 175H177L176 177H174V178H172L171 176H172ZM148 175V174H147ZM95 178V177H94ZM93 178V179H94ZM135 178V177H134ZM158 179H161V177H158ZM183 179V180H182ZM186 179V180H185ZM135 180H137V177H136V179H134V181ZM72 181H73V185L76 183V179H72ZM137 183V182H136ZM153 183H155V181L153 182ZM92 184V182L90 183V185ZM95 184V183H94ZM133 184V183H132ZM156 184V183H155ZM90 185H88L89 187H90ZM95 186H97V185H95ZM95 186L93 187L94 189H92L93 191V193H94V191H95ZM91 187H92V185H91ZM130 187H131V185H130ZM132 188V187H131ZM88 189V188H87ZM133 189V188H132ZM149 190H151L152 191V189L150 188ZM59 191V190H58ZM89 192H90V189H89ZM92 192H90V193H92ZM153 192V191H152ZM152 192H150L148 195H145L144 197H145V199H146V197L147 196H153V194H152ZM96 193V192H95ZM145 194V193H144ZM106 196V195H105ZM107 197V196H106ZM98 197H96L95 198V200L97 199ZM112 199V198H111ZM113 200V199H112ZM148 200V199H147ZM146 200V201H147ZM99 201H101V200H99ZM160 202H155L154 203V201L151 199L150 201H148V203L146 204L147 205V207H148V209H150L151 210V213H156V212H158L159 210L160 211H163V209L165 208L164 206V204H159ZM93 203V199H89V205H86V210H85V212L84 213H86V215H84V213H83V216H84V218H87V216L90 218V216L89 215H93L94 214V207H96V204H97V202H96V204H94ZM116 205L117 206V203L116 202H113V205ZM114 205V206H115ZM85 206V205H84ZM92 208V209H91ZM104 208H105V221H106V226L109 224L110 225V227H112V230H113V232L114 233H116V232H119L120 230V227H119V223L121 222V217H122V214H120L119 212H118V210H116L112 205H111V203L110 202H106V200L104 199ZM130 208H132V209H130V211H133V214H136V212H137V208H139V206L138 207H135V206H133L132 205V207H130ZM176 208V206H174V209ZM88 209H89V215H88ZM250 209H252V211H253V215H254V219L255 220H258V219H260V218H262V217H264V213H263V211L259 208V206H258V204H257V201L256 200H253V201H249V202H245L244 203V206H243V208H242V211H241V213H240V216H239V223H238V232H244L245 231V227H246V223H247V219H248V215H249V211H250ZM124 212V214L125 213H128V211H123ZM142 213V210H141V212H140V214ZM142 215H143V217H145L144 216V213H142ZM118 218L120 219L119 221H117L118 220ZM119 222V223H118ZM142 222V221H141ZM185 223H186V220H181L180 221V223H179V226H178V228H172V252H174V253H182L184 250H188V249H190L191 248V243H192V238H193V235L190 237V235H184V225H185ZM208 225V222H206L205 224H204V226L203 227H206ZM197 230H199V229H197ZM197 232V231H196ZM196 232H194V233H196ZM263 232H264V230H263ZM193 233V234H194ZM264 260V259H263Z\"/></svg>",
    "mask_w": 264,
    "mask_h": 264
},
{
    "label": "clouds",
    "instance_id": "9594fccd",
    "mask_svg": "<svg viewBox=\"0 0 264 264\" xmlns=\"http://www.w3.org/2000/svg\"><path fill=\"white\" fill-rule=\"evenodd\" d=\"M77 43L81 44V42ZM76 54L80 57L78 70L72 77L60 81L66 86L69 94L77 87L99 81L118 68L123 60L120 53L102 47H96L88 52H82L80 48H77ZM47 68L48 66H46V70Z\"/></svg>",
    "mask_w": 264,
    "mask_h": 264
}]
</instances>
